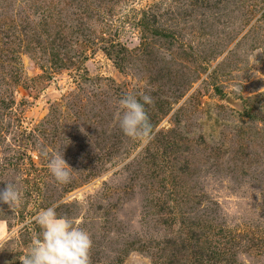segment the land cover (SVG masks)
Segmentation results:
<instances>
[{
	"label": "rangeland",
	"instance_id": "1",
	"mask_svg": "<svg viewBox=\"0 0 264 264\" xmlns=\"http://www.w3.org/2000/svg\"><path fill=\"white\" fill-rule=\"evenodd\" d=\"M126 94L151 97L147 142L118 126ZM9 182L0 264H21L52 205L90 264H264V0H0Z\"/></svg>",
	"mask_w": 264,
	"mask_h": 264
},
{
	"label": "clouds",
	"instance_id": "2",
	"mask_svg": "<svg viewBox=\"0 0 264 264\" xmlns=\"http://www.w3.org/2000/svg\"><path fill=\"white\" fill-rule=\"evenodd\" d=\"M151 102V97L146 94L139 99L136 95L126 94L118 100L117 122L126 137L145 142L151 138L152 126L145 111V105ZM47 168L56 182L69 181L70 166L59 151L48 157ZM20 203L21 193L16 185L4 183L0 188V204L13 209ZM55 208L52 205L40 209L32 217L40 232L20 258L21 264H90L92 241L89 234L72 220L59 216Z\"/></svg>",
	"mask_w": 264,
	"mask_h": 264
}]
</instances>
